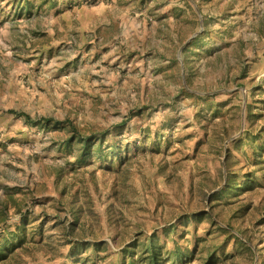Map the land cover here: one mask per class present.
<instances>
[{
    "label": "rangeland",
    "instance_id": "1",
    "mask_svg": "<svg viewBox=\"0 0 264 264\" xmlns=\"http://www.w3.org/2000/svg\"><path fill=\"white\" fill-rule=\"evenodd\" d=\"M9 110L105 132L101 157L75 163L67 133ZM246 136L264 141V0H0V232L26 217L1 264H73L70 240L106 244L78 260L118 264L151 234L197 245L183 264L213 248L234 256L215 264H264V169L236 149ZM226 172L253 187L212 202L213 220L251 254L206 217L183 222L210 212Z\"/></svg>",
    "mask_w": 264,
    "mask_h": 264
},
{
    "label": "trees",
    "instance_id": "2",
    "mask_svg": "<svg viewBox=\"0 0 264 264\" xmlns=\"http://www.w3.org/2000/svg\"><path fill=\"white\" fill-rule=\"evenodd\" d=\"M9 113L15 115L16 117H22L24 122L30 126L42 125L44 127L58 128L65 133H67L66 138L62 141V146L64 150L72 151L75 150V163L82 164L88 158L92 156L101 157L103 150V134L97 135L95 133H85L82 132L75 124L70 120L56 121L48 118H39L32 120L28 115L16 112L14 110H9ZM217 113L215 109L213 114ZM124 122L119 126L121 127ZM259 140L256 136H246L240 138L236 141V149L239 150L243 155L249 156L250 164L253 166L259 165L260 169H264V141L257 142ZM114 146H106V150L110 151L112 154L115 153ZM231 155L227 151L224 164L227 165L231 160ZM234 165L236 161H233ZM254 180L250 178L249 175H243L241 180H236L235 176L231 172H226V177L224 185L217 191L213 192L209 197V204L215 201V205H218L217 200L225 202L231 196H237L239 193L250 190L253 187ZM213 204L210 205V212L204 214H194L190 217L183 219V222H187L188 219L194 220V222H201L205 217L209 220L212 227L225 235L228 241L233 240L235 244L238 245L239 251L251 254L252 251L247 243L250 240L247 238L245 241L239 239L235 234L231 232L229 226L220 227L214 220L212 216ZM6 205L2 204L0 206V216H5ZM5 219L0 221L4 222ZM20 224L14 227L13 231L2 230L0 232V264L6 262L10 256H12L16 251L22 250L24 243L26 242V217L21 215L19 218ZM72 230V229H71ZM70 230V231H71ZM168 228L163 230L164 236H168ZM203 241V240H202ZM70 249L68 256L71 257L73 264H95L94 262H89L88 258L78 260V255L84 253L87 247H91L95 254H99L105 251V242H81V241H68ZM195 247L188 251L187 248H181L176 242L172 241L170 246L167 247L164 242H160L155 234H151L138 240L134 239L129 244H126L121 250V258L118 264H183L188 256L192 255L195 251ZM183 249V250H182ZM204 252V251H203ZM219 249L213 248L210 251H206L204 256H202V264H215L222 258H232V254L221 256Z\"/></svg>",
    "mask_w": 264,
    "mask_h": 264
},
{
    "label": "water",
    "instance_id": "3",
    "mask_svg": "<svg viewBox=\"0 0 264 264\" xmlns=\"http://www.w3.org/2000/svg\"><path fill=\"white\" fill-rule=\"evenodd\" d=\"M195 35H193V36H191L184 44H183V46L180 48V49H182L189 41H190V39L191 38H193Z\"/></svg>",
    "mask_w": 264,
    "mask_h": 264
}]
</instances>
